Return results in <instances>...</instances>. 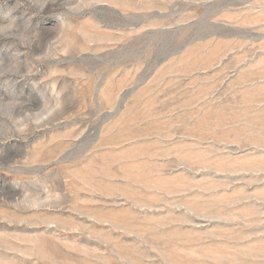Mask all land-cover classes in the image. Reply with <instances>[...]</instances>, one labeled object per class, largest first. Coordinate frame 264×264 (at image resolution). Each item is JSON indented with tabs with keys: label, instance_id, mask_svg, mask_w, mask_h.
<instances>
[{
	"label": "rangeland",
	"instance_id": "1",
	"mask_svg": "<svg viewBox=\"0 0 264 264\" xmlns=\"http://www.w3.org/2000/svg\"><path fill=\"white\" fill-rule=\"evenodd\" d=\"M0 264H264V0H0Z\"/></svg>",
	"mask_w": 264,
	"mask_h": 264
}]
</instances>
